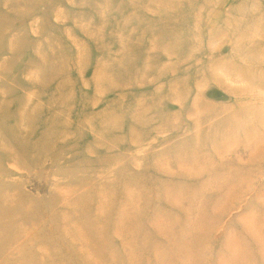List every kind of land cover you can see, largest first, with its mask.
<instances>
[{"label": "rangeland", "instance_id": "1", "mask_svg": "<svg viewBox=\"0 0 264 264\" xmlns=\"http://www.w3.org/2000/svg\"><path fill=\"white\" fill-rule=\"evenodd\" d=\"M0 264H264V0H0Z\"/></svg>", "mask_w": 264, "mask_h": 264}]
</instances>
